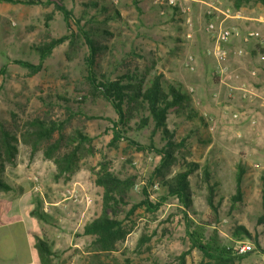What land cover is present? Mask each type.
I'll use <instances>...</instances> for the list:
<instances>
[{"label":"rangeland","instance_id":"1","mask_svg":"<svg viewBox=\"0 0 264 264\" xmlns=\"http://www.w3.org/2000/svg\"><path fill=\"white\" fill-rule=\"evenodd\" d=\"M56 3L72 12L69 25ZM177 3L49 0L29 5L0 1V122L17 135L19 149L14 163H6L2 174L12 189L0 191V264L25 261L27 230L33 240L47 242L58 264H100L90 248L93 237L83 231L85 224L103 212V188L96 184L102 163L120 177H135L119 214L131 230L115 251L105 253L112 260L121 264H214L191 248L186 211L195 221L208 224L207 234L217 231L222 244L243 255L233 264H264V131L256 134L263 128L258 119L262 120L264 107L244 105L241 91L236 90L232 98L224 93L216 62L207 52L211 35L206 30L211 4L241 16L264 17V0H250L240 9H234V0ZM218 13L219 21L224 16ZM237 18H228L226 25H233L228 21ZM80 28L89 32L98 48L94 69L100 81L121 78L146 88L156 75H163L188 95L185 105L169 109L168 127L176 142L183 138L185 143L175 147L178 161L166 177L179 171L184 160L199 164L189 175L191 210L167 195L161 177L155 174L161 156L150 144L154 141L162 147L166 140L155 129L148 110L127 100V124L118 127L123 138L111 144L112 121L119 117L112 103L88 80L90 50ZM188 32L192 38L186 37ZM65 35L70 38L52 50L39 72L32 74L18 62L39 63L37 46ZM145 117H149L147 125L143 124ZM36 119L56 123L61 129L35 147L31 122ZM77 131L90 140L76 141ZM128 138L145 148L131 144ZM75 147L72 170L60 174L57 161ZM206 167L215 183L217 213L208 202ZM241 171L242 196L235 201ZM144 187L153 203L162 196L167 199L156 211L139 206L127 219L129 209L144 199ZM240 226L247 232L237 234ZM76 229L73 238L65 234ZM141 237L148 239L140 243ZM73 244L79 247L72 249ZM243 245L247 250L239 252Z\"/></svg>","mask_w":264,"mask_h":264},{"label":"trees","instance_id":"2","mask_svg":"<svg viewBox=\"0 0 264 264\" xmlns=\"http://www.w3.org/2000/svg\"><path fill=\"white\" fill-rule=\"evenodd\" d=\"M0 1L29 5L47 4L49 2V0L46 2H43L42 0ZM234 2V9H240L244 3L250 2V0H234ZM56 7L62 11L65 20L69 25L72 12L61 3H56ZM82 34L85 43L90 50L87 58L88 80L92 88L95 89L100 96L112 103L115 112L119 117L117 122L112 121L113 138L111 144L115 145L121 138H123V130L118 127L121 124H127L128 118L125 108V102L127 100L130 104L134 102L148 110L150 117L154 122L155 129L160 130L164 136V140H166L162 147H157L154 141L150 144V148L161 156V162L156 167L155 174L161 177L162 185L167 190V195L177 197L183 206L191 210L192 199L190 197L191 184L189 175L199 167V164L184 160L179 171L171 177H166V172L178 161V157L174 153L175 147L185 143V139L183 138L180 142H176L173 131L168 127L167 119L169 109L179 108L185 105V101L189 99L188 95L170 83V81L164 79L163 75H156L146 88L135 87L129 83H124L121 78L117 80L105 78L100 81L94 69L98 48L95 46L88 31L82 30ZM69 38L68 35H65L59 38H54L42 46H37L36 50L40 53V62L37 64L30 61L18 60V62L22 66L28 68L32 74H35L42 69L44 60L51 54L52 50ZM148 121L149 117L143 118L144 125H147ZM31 127L33 128L32 136L35 138V147L39 142L51 138L55 131L61 129L56 123L46 124V122L38 119L31 122ZM61 136L63 135L61 134ZM73 138L76 141H79V143L90 140V138L82 131H77ZM17 140V135L6 129L0 122V191H9L12 189L11 185L6 182L2 174L6 163L13 164L15 161L19 150ZM128 141L131 144H135L140 149L145 148L144 145L133 141L132 139L128 138ZM52 148H55V146ZM52 148L50 149L49 147L47 150L48 155L50 156L52 153H49V149L52 150ZM77 151L78 147H75L73 151L68 152L61 160L57 161L60 174L72 170L73 164H75V157H77ZM204 174V180L208 184V202L215 213H217L218 208L214 202L213 196L215 183L211 181L212 173L206 167L204 169ZM242 174L243 172L241 171L237 177L236 194L234 195L235 201L239 200L242 196ZM96 184L103 188V212L100 216L85 224L83 232L85 235L93 237L90 248L93 249V252L96 254L94 257L99 260L100 264H121L120 262L109 258V254L107 255L105 253L115 251L118 243L123 241L130 233L131 228L128 227L124 219L119 218V214L121 212V205L126 203V198L135 185V177H120L110 171L109 168L102 163L96 176ZM143 194L145 195L144 199L140 203L133 205L127 212V219H129V216H131L139 206H145V208L150 211H156L161 203L167 199L166 196H162V200L153 203L150 199L149 193H147L146 187L143 188ZM184 221L186 234L190 241L191 248H196L201 251L203 256L209 262H213L214 264H233L236 258H243V255L236 254L231 246L222 244L217 231H214L212 234H207L208 224L206 225L205 223L195 221V219L191 218L186 211H184ZM239 231L247 232L242 226H240L236 233L239 234ZM146 239L148 238L141 237L140 243H144ZM36 245L39 250L42 264H54V259L52 258L53 251L47 242L42 238H38ZM262 250L264 252V249ZM104 255H107L106 259L101 260ZM181 259L183 261L185 260V253L181 255ZM125 264H129V262L127 261Z\"/></svg>","mask_w":264,"mask_h":264},{"label":"crops","instance_id":"3","mask_svg":"<svg viewBox=\"0 0 264 264\" xmlns=\"http://www.w3.org/2000/svg\"><path fill=\"white\" fill-rule=\"evenodd\" d=\"M228 22L238 25L244 33L249 31H257L264 36V17L242 15L237 18V20ZM208 42L211 44H209L211 47L213 45V40L210 36L208 37ZM241 49H244L246 53L241 54L239 52ZM228 50L229 57L226 65L230 71H236L240 75L239 79L234 81V84H240L244 82L246 85L251 86L255 90L254 94H251L247 97L241 96V100L240 97L239 100L246 106L252 104L254 105V108L257 106L264 107V41L262 42L258 37H252L250 41L245 43L242 38L234 37L228 44ZM214 61L216 62L215 66L217 67L218 72L220 69L218 62L215 59ZM223 85L225 86L224 93L227 94L229 87L226 84ZM225 96L227 97V95ZM225 99L227 100L228 98ZM262 117V120L260 118L258 119L261 121V124L262 122L264 123V112ZM262 127L263 128L261 131L260 128L257 129L258 131L256 134H262V131H264V124ZM29 232L30 230H27L25 235L27 236V245L24 249L26 256H23L25 257V261L22 264H42L39 250L36 245V240L31 238ZM76 232L77 229L73 231L67 230L65 231V234L73 238L76 235ZM72 246V249L76 248L77 246L79 247L78 244H73ZM17 253L21 254L22 252L17 251ZM54 262L55 264H58L56 260ZM66 264H68V262Z\"/></svg>","mask_w":264,"mask_h":264},{"label":"built area","instance_id":"4","mask_svg":"<svg viewBox=\"0 0 264 264\" xmlns=\"http://www.w3.org/2000/svg\"><path fill=\"white\" fill-rule=\"evenodd\" d=\"M177 2L178 0H168V3L174 6L178 4ZM210 7L211 9L208 10V14L211 18V21L208 23L206 30L214 39V43L207 52L218 62L220 69L217 73H219L221 77V82L229 87V91L227 93L228 97L232 98L236 90L241 91L244 97L254 94L255 90L251 86L246 85V83L242 82L240 84H234V81L236 79H239L240 75L236 71H230L226 65L229 57L228 44L234 37L242 38L244 42L250 41L252 37H258L263 42L264 36L257 31H249L244 33L242 29L235 24L226 25V20L228 18L240 17V12H233L230 8L221 10L220 8H218L217 6H213L212 4L210 5ZM217 11L220 12L218 14L224 16V18L219 21L217 20ZM192 36V32H188L186 34V37L188 39L192 38ZM239 52L241 54L246 53L244 49H241ZM190 68L193 69L194 65L190 64ZM234 116L237 117V114H235ZM238 250L239 252H245L247 250L246 245L240 246Z\"/></svg>","mask_w":264,"mask_h":264}]
</instances>
